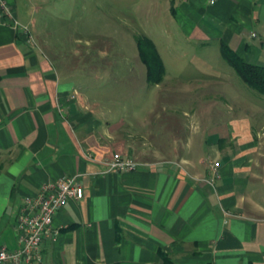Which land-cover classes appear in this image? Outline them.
I'll use <instances>...</instances> for the list:
<instances>
[{
	"label": "crops",
	"instance_id": "0c3cea01",
	"mask_svg": "<svg viewBox=\"0 0 264 264\" xmlns=\"http://www.w3.org/2000/svg\"><path fill=\"white\" fill-rule=\"evenodd\" d=\"M7 1L22 27L0 23V244L18 247L27 198L74 175L82 198L57 210L58 236L34 264H264V113L199 122L184 109L181 122L136 129L30 31L54 0ZM170 5L189 38L264 66V0ZM113 153L138 165L105 171Z\"/></svg>",
	"mask_w": 264,
	"mask_h": 264
},
{
	"label": "rangeland",
	"instance_id": "374dc122",
	"mask_svg": "<svg viewBox=\"0 0 264 264\" xmlns=\"http://www.w3.org/2000/svg\"><path fill=\"white\" fill-rule=\"evenodd\" d=\"M171 1H49L36 10L30 31L48 38L82 91L99 96L109 116H123L136 129H156L155 120L166 125L171 117L181 122L184 109L199 122L237 113L260 120L264 96L222 59L217 40L186 35L187 25L168 10ZM142 36L151 40L164 68L156 85L145 81L137 54L135 39Z\"/></svg>",
	"mask_w": 264,
	"mask_h": 264
},
{
	"label": "built area",
	"instance_id": "2783aa9c",
	"mask_svg": "<svg viewBox=\"0 0 264 264\" xmlns=\"http://www.w3.org/2000/svg\"><path fill=\"white\" fill-rule=\"evenodd\" d=\"M214 0H209L212 3ZM0 23L12 25L15 28L22 27L16 19L13 8L7 0H0ZM27 32V27L22 28ZM106 170H134L138 165L129 157H122L113 153L105 163ZM218 162L210 165L212 176L209 182L216 177ZM82 188L74 175L69 178H61L46 183L41 192L31 199H26L25 206L18 216L15 226L18 247L11 249L7 245L0 244V264H34L43 261V244L48 238L55 241L59 228L53 225V218L64 202L70 199H81Z\"/></svg>",
	"mask_w": 264,
	"mask_h": 264
},
{
	"label": "trees",
	"instance_id": "16d2710c",
	"mask_svg": "<svg viewBox=\"0 0 264 264\" xmlns=\"http://www.w3.org/2000/svg\"><path fill=\"white\" fill-rule=\"evenodd\" d=\"M169 11L172 12L170 5ZM218 46L222 59L233 69L248 88L255 90L260 96H264V66L247 63L230 49L222 40ZM135 44L141 64L144 66V78L149 84L156 85L164 73L162 62L158 56L155 46L145 36L136 37Z\"/></svg>",
	"mask_w": 264,
	"mask_h": 264
}]
</instances>
